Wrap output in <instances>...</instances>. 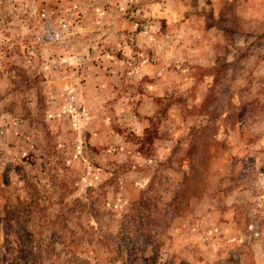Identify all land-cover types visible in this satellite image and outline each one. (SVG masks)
Returning <instances> with one entry per match:
<instances>
[{
  "label": "rangeland",
  "instance_id": "374dc122",
  "mask_svg": "<svg viewBox=\"0 0 264 264\" xmlns=\"http://www.w3.org/2000/svg\"><path fill=\"white\" fill-rule=\"evenodd\" d=\"M0 218L27 264H264V0H0Z\"/></svg>",
  "mask_w": 264,
  "mask_h": 264
},
{
  "label": "trees",
  "instance_id": "16d2710c",
  "mask_svg": "<svg viewBox=\"0 0 264 264\" xmlns=\"http://www.w3.org/2000/svg\"><path fill=\"white\" fill-rule=\"evenodd\" d=\"M2 220L8 227V231L5 233L4 250L7 254L11 255V260L7 264H27V261L22 256L25 239L12 227L15 224L12 220L0 218V221ZM26 235L29 236V233H26Z\"/></svg>",
  "mask_w": 264,
  "mask_h": 264
}]
</instances>
